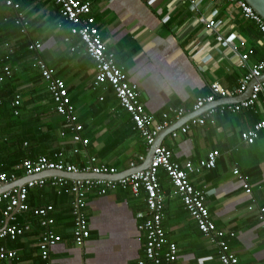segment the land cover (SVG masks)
<instances>
[{"label":"crops","instance_id":"1","mask_svg":"<svg viewBox=\"0 0 264 264\" xmlns=\"http://www.w3.org/2000/svg\"><path fill=\"white\" fill-rule=\"evenodd\" d=\"M15 1L28 24L23 32L17 24L16 12L0 0V62L9 58L12 79L17 84L15 91L26 108L18 122L0 115L5 136L12 141L25 131L39 138L48 137L51 150L63 151L67 162L78 168H84L94 157L100 165L128 173L132 169L130 163L138 162L150 148L134 130L131 117L120 106L114 92L106 86L93 87L95 64L78 38L71 36V25L60 15L58 5L54 0ZM82 1L91 3L92 15L108 52L114 54L116 65L129 82L138 86L146 113L159 123L164 121V114L169 115L172 124L165 129L169 131L162 145L173 152V160L197 164L209 153H217L216 168L193 174L190 181L196 190L205 193L206 205L218 230L235 233L225 240L239 263L264 264V225L258 218V209L264 207V130L252 145L241 138L242 133L252 131L264 118V94L253 109L213 115L205 126H194L188 134L172 137L171 128L182 119L177 120L172 111L183 109L186 115L194 112L197 99L208 96L213 83H219L230 93L229 103L240 102L248 89L237 91L247 74L240 66V56L220 47L216 37L206 33L204 25L199 23L217 5L205 2L194 11L189 4H179L180 0H160L153 5L149 4L150 0ZM218 9L217 20L222 22L223 34L236 33L240 38L236 42H242L240 55H249V65L258 63L264 57V35L225 0H218ZM33 43H39L41 49L30 51ZM38 59L53 69L68 88L77 123L84 127L82 135L88 140L79 155L72 151L70 132L61 137L66 124L54 111L47 84L35 67ZM234 169L251 186L252 194L245 193L244 181L234 175ZM159 181L165 194L163 228L168 242L178 249V264H221L219 247L201 234L164 172H160ZM50 188L46 189L43 200L54 203L57 199H52L55 197ZM86 199L90 237L83 248L74 241L71 202L67 198L55 205L52 216L56 222L52 231L62 241L52 248L53 261L137 264L143 257L145 244V235L139 230L143 222L139 214L146 211L143 200L125 190L105 196L91 192ZM2 222L6 224V219ZM19 222L29 224L31 231L16 245L12 241L4 245L17 252L20 264H41L39 243L43 229L39 219L25 215L19 217Z\"/></svg>","mask_w":264,"mask_h":264},{"label":"built area","instance_id":"2","mask_svg":"<svg viewBox=\"0 0 264 264\" xmlns=\"http://www.w3.org/2000/svg\"><path fill=\"white\" fill-rule=\"evenodd\" d=\"M15 0H3L5 5L13 6L19 10ZM156 1L150 0L153 5ZM60 9V15L70 25V34L79 40V44L85 49L86 55L95 64V79L93 87H109L115 94L120 106L129 114L134 125V130L139 133L145 141L148 149L153 145L157 137L169 125L172 124L168 114H164L163 122H157L156 118L146 113L144 105L140 101V90L136 84L129 82L125 72L120 69L115 62L114 54L108 52L106 42L100 33L96 19L92 15L90 2L82 0H54ZM217 5L210 16L201 18L199 23L205 27V32L216 37L218 45L229 49L234 55L240 56V66L247 70V74L240 81L237 91H245L249 84L261 78L264 74V57L256 64L249 65V55H240L239 49L242 45L239 36L231 34L225 36L222 30V22L217 20L219 16L218 0H180L179 4H189L191 9L198 11L200 6L205 3ZM226 3L239 9L241 16L251 22H254L259 31L264 35V20L249 6L244 0H225ZM161 14V11H160ZM17 24L22 27L23 32L28 22L21 13L18 14ZM69 41V39H66ZM30 51L37 52L41 49L39 43H33L29 46ZM75 48H72L74 51ZM203 51V48L200 50ZM35 67L39 70L44 82L47 84L49 95L54 103L55 112L64 120L66 130L62 131L61 137H66V131L70 132L73 143L74 155L81 153V147L88 145V140L83 137L84 127L77 123L75 108L65 82L56 77L55 71L51 69L43 60L38 59ZM5 76L0 77V84L5 78H12L13 72L9 68L4 69ZM210 94L205 97H199L196 101L194 111H199L206 105L223 101L230 97V93L223 89L219 83H213L210 86ZM264 94V82H258L252 91L249 99L235 103H221L214 108L209 109L201 116L191 119L180 129L172 132L173 138L180 135H186L194 126H205L207 119L213 115L224 116L227 113L238 114L243 110L253 109L260 102L261 95ZM2 101L0 100V104ZM22 97L17 94L12 107L14 115L19 116ZM177 120L183 118L186 113L183 109L172 111ZM264 130V118L255 126L252 131L244 132L241 138L249 145L255 143L258 133ZM52 159L40 157L33 160H27L16 166V171L12 174L0 171V185L9 184L17 181V173H22L23 177L39 175L45 171H57L65 173H93L94 175H116L119 171L114 167L100 165L94 157L90 158L84 168H78L69 164L65 160L63 151L53 153ZM217 153L211 152L207 158L195 164L193 161L179 163L173 160V152L165 146L155 149L153 160L148 169L128 175L117 181L87 179L71 180L61 177H47L31 181L21 188L0 193V206L5 205V218L8 224L0 227V240H10L12 242L24 237L31 231L29 224H20L17 222V214L31 213L40 218V225L43 233L39 243L41 264H56L52 259V248L62 241V237L52 231L55 225V218L51 216L54 207L30 208L27 201L30 190L35 188H45L50 186L61 195L67 193L73 197L72 216L74 221V241L75 244L83 248L90 237L86 217L87 196L91 192H96L98 196H105L118 190L129 191L133 197L142 199L146 211L139 214L143 222L139 230L145 235L144 254L137 264H178V249L175 244L169 243L166 232L163 228V218L165 212V194L159 181L160 172H164L175 189L176 194L183 202L186 212L195 221L201 234L212 244L219 247V260L221 264H240L237 256L231 251L229 243L225 237H234L235 233H226L218 230L210 210L206 205L205 193L198 191L190 181L193 174H201L204 170H214L217 164ZM146 156L141 155L138 162L132 161L131 168L137 167L145 161ZM234 175L239 180L244 181L243 188L247 195L252 194L251 186L245 182L244 177L238 169H234ZM253 210V207L250 208ZM258 218L264 225V207L258 209ZM17 257V252L0 246V264L13 261Z\"/></svg>","mask_w":264,"mask_h":264},{"label":"trees","instance_id":"3","mask_svg":"<svg viewBox=\"0 0 264 264\" xmlns=\"http://www.w3.org/2000/svg\"><path fill=\"white\" fill-rule=\"evenodd\" d=\"M14 2L15 4H18L16 1ZM8 7L9 9H12L14 12H16V17H18V14L20 13V9L17 10L13 6H7V8ZM2 61L3 62H0V77L5 76V73H4L5 68H9L10 71L12 72V67L8 64V62H10L9 58H4V60ZM12 78H9V79L5 78L4 82L0 84V100L2 101V103L0 104V115L2 117L8 116L10 120L14 118V122H18L22 118L21 111L23 112V110L26 107H25V104L22 103L19 109L20 110L19 116L14 115V108L12 107L11 104L14 101L18 92L15 91L16 90L15 86L17 84L15 83V80ZM32 102L33 101H31V103ZM27 104H29V102ZM53 106H54V103H53ZM54 111H55V106H54ZM5 132H6L5 127H0V171L2 172L12 174L16 171V166L22 164L23 162L27 160L35 161L36 159L40 157H48L52 159L53 153L57 152V151L51 150V143H50L51 140H49L48 137L39 138L34 133H26L25 131H22L20 134H17L12 141H9L8 138L5 136ZM67 163L71 164L72 162H67ZM17 176L20 179L23 177V174L17 173ZM48 187L50 188V186H46L45 188H35V189L30 190L28 201H27L30 208L34 209V208L47 207L49 205H52L55 211V207L57 206V204H59V202L63 200L66 201L67 198L69 199V203L72 202L73 200L72 196L68 195L67 193H63L59 195L56 192V190L53 188H50L53 192L52 195H54L55 197L52 199L54 201L57 199V201L54 203L45 202L43 199L45 198V191H47L46 189H48ZM5 211H6L5 205H1L0 206V221L1 222L3 220L5 221L6 219ZM25 215H31L35 219L38 218V217L33 216L31 213H19L17 214V222H19V217H22ZM38 219L40 221V218ZM1 222H0V227L3 226V223ZM6 241H10V240H0V245L6 247V244L4 245ZM17 241L12 242L13 246L16 245ZM16 258L13 261L4 263V264H20Z\"/></svg>","mask_w":264,"mask_h":264},{"label":"water","instance_id":"4","mask_svg":"<svg viewBox=\"0 0 264 264\" xmlns=\"http://www.w3.org/2000/svg\"><path fill=\"white\" fill-rule=\"evenodd\" d=\"M244 1L249 6H251L253 8V10L264 20V0H244ZM258 82H260V83L264 82V75L261 78L252 81L249 84L248 89L243 94V98L241 99L240 102L245 101L251 97L253 88ZM227 100L228 99H224L223 101H218L216 103L235 104V102L229 103ZM216 103L211 104V105H206L201 110L194 111V112L184 116L177 123V125H175L173 128H171V129H173L172 132L181 128L183 125H185L191 119L197 118V117L201 116L203 113H205V111H207L211 108H214ZM164 131H162V133H160V135L157 137V139L155 140L153 145L150 147V149L146 155L145 161L141 165H138L137 167L132 168L128 173H125V174L118 173L116 175H94L93 173L73 174V173H65V172H57V171H45L39 175L26 176V177H22V178L18 179L17 181L9 183V184H2V185H0V193L10 191V190H14L17 188L19 189L31 181L39 180V179H43V178H47V177H61V178H66V179H71V180L97 179V180L117 181V180L122 179L128 175L134 174V173L139 172V171L146 170L150 167L151 162L153 160L155 149L162 146L164 135L169 130L165 131V132ZM8 223H9V221L7 220L6 224H8Z\"/></svg>","mask_w":264,"mask_h":264}]
</instances>
